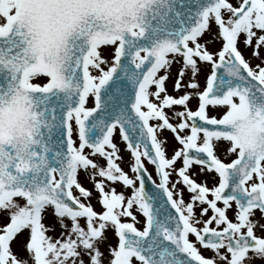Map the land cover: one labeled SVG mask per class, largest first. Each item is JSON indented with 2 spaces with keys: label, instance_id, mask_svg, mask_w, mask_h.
Segmentation results:
<instances>
[{
  "label": "snow or ice",
  "instance_id": "6c2138e0",
  "mask_svg": "<svg viewBox=\"0 0 264 264\" xmlns=\"http://www.w3.org/2000/svg\"><path fill=\"white\" fill-rule=\"evenodd\" d=\"M0 264H264V0H0Z\"/></svg>",
  "mask_w": 264,
  "mask_h": 264
},
{
  "label": "rangeland",
  "instance_id": "374dc122",
  "mask_svg": "<svg viewBox=\"0 0 264 264\" xmlns=\"http://www.w3.org/2000/svg\"><path fill=\"white\" fill-rule=\"evenodd\" d=\"M246 55H247V53H246ZM170 135H171V134H169V137H170ZM118 142H119V141H118ZM121 147H123V145H121ZM125 158H127V154H126V153H125ZM150 170H151V168H150ZM202 179H203V178H202ZM208 180H209L208 182L211 183V179L208 178Z\"/></svg>",
  "mask_w": 264,
  "mask_h": 264
},
{
  "label": "flooded vegetation",
  "instance_id": "af4514ba",
  "mask_svg": "<svg viewBox=\"0 0 264 264\" xmlns=\"http://www.w3.org/2000/svg\"><path fill=\"white\" fill-rule=\"evenodd\" d=\"M209 181V180H208Z\"/></svg>",
  "mask_w": 264,
  "mask_h": 264
}]
</instances>
